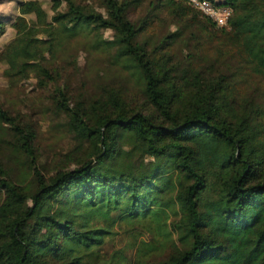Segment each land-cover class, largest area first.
Returning a JSON list of instances; mask_svg holds the SVG:
<instances>
[{
    "label": "trees",
    "instance_id": "1",
    "mask_svg": "<svg viewBox=\"0 0 264 264\" xmlns=\"http://www.w3.org/2000/svg\"><path fill=\"white\" fill-rule=\"evenodd\" d=\"M50 1L52 18L38 0L0 17V39L15 35L0 62L51 86L77 145L45 175L34 123L0 106V264H264V0H217L232 8L220 31L183 0ZM162 13L178 28L157 37ZM190 28L213 54L177 60ZM79 36L123 86L72 93Z\"/></svg>",
    "mask_w": 264,
    "mask_h": 264
},
{
    "label": "rangeland",
    "instance_id": "2",
    "mask_svg": "<svg viewBox=\"0 0 264 264\" xmlns=\"http://www.w3.org/2000/svg\"><path fill=\"white\" fill-rule=\"evenodd\" d=\"M24 1L28 0H4L0 4V17L12 16L16 12L17 3ZM38 1L44 5L49 17L52 18L54 13L51 12V1ZM83 1L87 5L91 3V0ZM146 4L147 1L141 8L134 10L133 19L146 15ZM65 7L64 3L61 4L58 11H64ZM176 28L178 27L172 24V19L162 13L156 23L154 32L157 37H160L170 31H175ZM191 33L195 34L196 38L192 37ZM102 36L104 39H109L111 32H103ZM13 39H15V35L10 32L5 34L0 39V49ZM65 42H67L66 46L69 48L68 51L74 60L70 59L73 62L65 67L67 72L63 77L71 85V91L74 95L92 93L99 83L115 87L123 86L121 83L122 75L117 71V67L112 65L104 54L89 50L83 37L79 36L75 40H65ZM185 44H188V46L184 47ZM217 46L216 42H213L210 36L201 32V30L199 31L196 28L186 29L183 31L182 39L175 49L177 60H182L183 56L187 55L188 50L194 48L198 52L205 49L211 55ZM61 57H67V55L61 52L57 58L61 59ZM75 59L76 62H74ZM52 60L53 58L48 57L41 64L49 65ZM7 70L6 64L0 62V106L15 116L23 117L24 120H27L26 123H34L37 133L36 146L41 155L40 165L45 175H51L57 167L63 164V156L73 151L77 143L64 128L63 117L55 115L52 111L49 99L51 86L42 89L38 85L36 72H30L26 79H21L20 77H9L6 74ZM250 87H252L251 84ZM125 90L132 93L131 90H134L132 83L125 87ZM70 168H74V165ZM130 241V235L121 231L112 240L111 244L115 248H121L128 245Z\"/></svg>",
    "mask_w": 264,
    "mask_h": 264
},
{
    "label": "built area",
    "instance_id": "3",
    "mask_svg": "<svg viewBox=\"0 0 264 264\" xmlns=\"http://www.w3.org/2000/svg\"><path fill=\"white\" fill-rule=\"evenodd\" d=\"M192 9L199 12L209 20L217 29H229L228 22L232 15V8L225 4H220L217 0H183Z\"/></svg>",
    "mask_w": 264,
    "mask_h": 264
}]
</instances>
